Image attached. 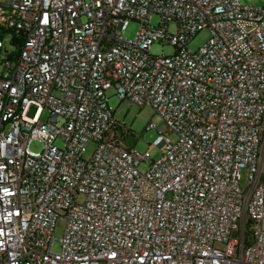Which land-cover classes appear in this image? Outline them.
<instances>
[{
	"label": "built area",
	"instance_id": "obj_1",
	"mask_svg": "<svg viewBox=\"0 0 264 264\" xmlns=\"http://www.w3.org/2000/svg\"><path fill=\"white\" fill-rule=\"evenodd\" d=\"M0 69V264H264V7L0 0ZM111 90L161 117L145 153Z\"/></svg>",
	"mask_w": 264,
	"mask_h": 264
},
{
	"label": "rangeland",
	"instance_id": "obj_2",
	"mask_svg": "<svg viewBox=\"0 0 264 264\" xmlns=\"http://www.w3.org/2000/svg\"><path fill=\"white\" fill-rule=\"evenodd\" d=\"M243 5H251L258 7H264V0H241ZM159 23V17L154 15L151 21L152 27H157ZM141 29V25L138 22H131L127 28V30L123 33L124 38L126 39H135L138 32ZM169 32L171 34L176 33V25L171 24L169 26ZM210 38V33L207 30L199 32L192 42L189 45V48L193 51H197L198 48L203 46ZM9 38L7 37V43L9 42ZM174 48L170 45H163L162 43H155L152 46V54L156 56L162 55H173ZM1 73V69H0ZM107 96L109 98V107L114 112L115 118L117 121L125 124V126L131 130L124 140L123 144L125 146L135 148L140 153H145L149 150L150 146L155 142L158 134L156 131L147 130L148 125L151 122L160 124L162 122L161 117L156 114V112L149 106L139 107L137 105H131L127 102H122L118 99L115 90H111L107 92ZM172 140H176L175 136H172ZM58 146H61V142L58 141L56 143ZM31 149L33 151H41L42 144L40 142L34 141L31 144ZM95 151V146L93 144L88 146L87 153L85 155L86 159H90L92 154ZM160 153H156L154 159H158L160 157ZM149 165L147 163H143L140 166V170L142 172L147 171ZM242 188H246V173L243 172V179L241 181ZM64 230V223L59 221L56 225L55 237L58 241L62 238ZM60 245L58 243L55 244L54 250L58 251Z\"/></svg>",
	"mask_w": 264,
	"mask_h": 264
},
{
	"label": "trees",
	"instance_id": "obj_3",
	"mask_svg": "<svg viewBox=\"0 0 264 264\" xmlns=\"http://www.w3.org/2000/svg\"><path fill=\"white\" fill-rule=\"evenodd\" d=\"M3 34H10L9 32H6V31H4L3 32ZM17 41V43L19 42L18 40H16ZM14 42V41H13Z\"/></svg>",
	"mask_w": 264,
	"mask_h": 264
}]
</instances>
